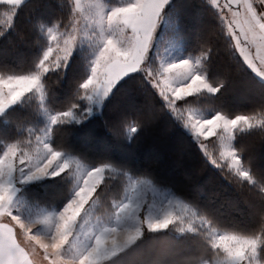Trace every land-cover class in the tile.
I'll list each match as a JSON object with an SVG mask.
<instances>
[{"label": "snow or ice", "instance_id": "snow-or-ice-1", "mask_svg": "<svg viewBox=\"0 0 264 264\" xmlns=\"http://www.w3.org/2000/svg\"><path fill=\"white\" fill-rule=\"evenodd\" d=\"M194 8L210 27L187 25ZM26 9L28 66L0 63V264H126L148 242L192 258L139 264H264V155L257 164L242 142L264 133V0H0V39ZM220 40L260 89L258 109L199 106L231 84L213 71ZM74 73L61 98L50 82ZM122 92L129 103L113 135L130 147L170 126L223 181L259 198L252 225L225 221L198 188L129 155L91 150L85 130Z\"/></svg>", "mask_w": 264, "mask_h": 264}, {"label": "trees", "instance_id": "trees-1", "mask_svg": "<svg viewBox=\"0 0 264 264\" xmlns=\"http://www.w3.org/2000/svg\"><path fill=\"white\" fill-rule=\"evenodd\" d=\"M45 4L54 3L55 0H43ZM189 4L199 5L200 0H188ZM43 12H54L53 8H44ZM31 13L26 9L21 13L16 23V31L7 38L0 39V63L9 67L26 68L31 55ZM185 22L190 28L210 27V17L198 8L189 9L185 14ZM219 56L213 66V71L226 74L231 78L230 87L223 92L218 100H204L199 106L204 109H213L223 106L236 114H245L253 109H258L262 97L260 89L251 83L247 77L238 72L236 62L227 51V45L220 40ZM74 75H70L67 82H50L53 90H59L58 95L68 93L74 86ZM129 99L126 92L118 95L104 110L103 115L85 130L90 133L91 150L100 152L110 151L113 155L133 157L138 165L150 168L158 177L174 182L179 188L189 192L196 187L199 189L198 199L213 209L218 216L229 221L237 227H246L253 224L260 209L259 198L248 194L245 190L223 181L219 174L199 158L195 150L188 147L187 141L178 140L170 126L161 123L154 126L152 131L129 147L121 138L113 133L117 131L113 126L119 121L123 110L128 105ZM66 139V137H61ZM243 144L248 148L257 164L261 163L264 155V133L257 131L246 136ZM53 199L58 198V193L53 190L49 193ZM255 205L250 208L249 204ZM190 251L180 245L177 253ZM177 258L189 259L190 255H177L168 249L153 245L148 242L135 254L126 258V264H139L145 259Z\"/></svg>", "mask_w": 264, "mask_h": 264}]
</instances>
